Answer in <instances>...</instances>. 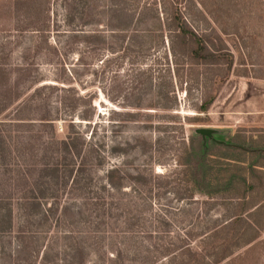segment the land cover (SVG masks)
<instances>
[{
    "label": "rangeland",
    "instance_id": "1",
    "mask_svg": "<svg viewBox=\"0 0 264 264\" xmlns=\"http://www.w3.org/2000/svg\"><path fill=\"white\" fill-rule=\"evenodd\" d=\"M230 2L237 10L231 18L223 14V7L227 9ZM263 10L264 0H0V61L6 71L1 83L3 98L9 97L8 92L12 99L20 92L29 96L32 92L26 89L35 82L37 87H72L84 102L74 115L81 133L89 122L76 116L80 111L92 114L85 136L88 139L94 129L104 159L98 176L103 177L112 167H117L118 175L126 174L120 188L111 195L102 194L106 209L97 213V221L85 219L87 210L91 213L95 206L75 199L79 213L75 207L68 222L79 224L41 230L46 231L43 242L49 245L45 264H70L72 240L63 238L68 231L88 237L96 228L107 233L104 242L95 245L98 248L92 244L85 264H114L108 256L118 248L131 252L125 264H163L166 259L160 249L204 240L203 233L225 215L228 206L220 196L207 200L199 193L191 202L178 200L177 185L181 184L176 180L180 171L176 157L194 129H205L230 145L241 146L237 137L261 141L256 148L262 153L253 162L248 160L246 168L264 162ZM172 16L207 46L211 53L208 63L189 58L196 45L189 35L171 33ZM70 30L100 32L105 41L98 38L94 42L81 35L68 38ZM79 51L83 53L81 67L76 63ZM63 70L66 74L74 70L75 80L70 85L56 82L67 80ZM55 98L52 95L50 101ZM206 101L210 105L200 113L198 109ZM18 103L0 112L2 129L17 123L15 116L25 115L18 111ZM194 119L199 120L192 122ZM59 122L56 137L61 139L64 132ZM14 139L24 142L15 146L27 162L25 152L31 149L33 153L34 141L28 142L24 136ZM198 144L196 140V151ZM219 151L224 153L210 145L214 159ZM11 157L20 158L15 152ZM213 169L217 174L218 169ZM136 175L145 179L135 181ZM250 177L244 180L248 183ZM40 218L32 213L27 220L15 211L14 233L34 231ZM259 220L249 218L246 222L253 224L248 234L258 233L259 237L220 264H264V202L261 228ZM125 224H130L132 232L124 241L121 232ZM19 240L12 242L28 245V250L31 246L34 251L28 236ZM90 243L94 242L90 239ZM26 259L20 254L15 264H25ZM4 263L12 261L5 257Z\"/></svg>",
    "mask_w": 264,
    "mask_h": 264
},
{
    "label": "trees",
    "instance_id": "2",
    "mask_svg": "<svg viewBox=\"0 0 264 264\" xmlns=\"http://www.w3.org/2000/svg\"><path fill=\"white\" fill-rule=\"evenodd\" d=\"M233 6L230 2L227 9L223 7V14H227L231 18L232 14L237 12ZM202 9L207 15L212 16L209 11H206V7H202ZM170 21L174 25L171 33L179 32L175 34L176 37L189 35V38L193 39L196 49L189 53V58L197 63H208L211 53L207 46L200 42L199 37L187 26H180L176 16L170 17ZM79 33L76 30H70L67 35L68 38L84 37L87 40L92 39L94 42L99 38L102 42L105 41L100 32ZM76 54L77 67H81L84 65L82 63L83 53L79 51ZM231 66L232 61L230 68ZM63 72L67 80H57L56 82L70 85L72 80H75L74 70L67 74L65 70ZM3 79H6V71L0 61V112L6 107L20 102L16 105L17 109L25 115L15 116L17 123H10L3 129L0 127V264H5V257L15 264L20 254L27 256L25 264H32V259L35 263L40 261L39 264H45L49 245H45L43 242V235L46 234V231L44 233L41 230L46 226L59 227L61 224L70 226L79 224V221L68 222L69 214L75 213L76 206L73 203L75 199L95 206V210L91 213H88L89 209L87 210L85 219L88 220V223L97 221L99 219L97 213L106 209L102 194L111 195L115 189L120 188L121 181L126 178V174L120 176L117 167H112L106 171L103 177L98 176L104 159L98 151L93 135L94 129L88 139L85 136L91 126L92 114L88 111H80L78 113L80 115L76 116L81 121L89 122L86 124L87 130L81 133L76 126L79 124L74 122V115L77 114L80 103L84 102L81 97H77L72 87L62 86L59 88L58 86L45 85L37 87L35 82L26 89V91L32 92L31 95L25 96L27 92H20L16 94L15 99H12L8 92L9 97L3 98L1 95ZM22 84L24 83L22 82ZM52 95L56 97L54 101H50ZM86 101L89 102L88 99ZM209 105L210 101H206L198 110L200 113H204ZM196 120L199 119H194L192 122H197ZM58 121L61 123L59 129L64 132L61 139L56 137ZM198 130L200 129H194L193 133L189 135L188 142L182 144L181 151L176 157L175 165L180 170L176 180L181 184L177 185L178 200L191 202L198 193L203 194L207 200H213V196H220L222 204H226L228 209L225 211V215H221L219 220L213 224V227L211 226L203 233L204 240L199 241L198 244L187 243L182 244L181 247L170 248L168 246L160 249L161 257L166 259L163 264H220L237 250L259 237L258 233L248 234V229H252L253 226V224H246L249 218L257 217L258 219L260 217L258 227H262L264 162L259 165L252 164L246 168L248 160L251 163L254 157L262 153L256 148V145L259 147L258 144L261 141L237 137V144L241 146L230 145L218 141L213 134L211 138L204 137L197 133ZM15 136H19V139L24 136L28 142L34 141V147L36 145L33 150L34 154L31 153V149L26 150L25 156L29 157L27 162L23 161L22 153L15 146V144L24 142H15ZM196 140H199L198 151L194 147ZM248 144H253L254 146H251L253 148H247ZM210 145L224 153L221 154L219 151V155L214 156L218 159H214L209 154ZM13 152L20 158H12L11 153ZM213 168L218 169L217 174ZM252 170L256 172L257 179L252 176ZM249 175L251 177L247 183L244 178ZM144 179V176L141 175L134 177L135 181ZM70 194H72V198L69 196ZM15 211L20 212L27 220L32 213L34 216L40 215V221L34 223V231L28 229L27 232L14 233ZM78 213L79 209L76 207V214ZM245 215L247 217H244ZM123 228L125 231L121 232V238L125 241L128 239L127 236H131L132 231H129L130 224H125ZM103 232L96 228L92 230L91 237L79 236L77 231L64 233L63 238L72 240V245L68 247L70 249V264H85L86 258L91 255L92 244L97 247L96 244L104 242L107 238V233ZM24 236H28V239L34 242V251L31 246L28 250V245L21 246L12 242L13 239L22 240ZM188 236L189 234L186 235L187 238ZM244 237L246 238L240 242ZM90 239L94 243H90ZM109 239H113V237L111 236ZM40 242H42L41 245ZM130 253L128 249L118 248L111 253L113 256L108 257L114 264H125ZM96 255L99 256L101 253H96Z\"/></svg>",
    "mask_w": 264,
    "mask_h": 264
},
{
    "label": "water",
    "instance_id": "3",
    "mask_svg": "<svg viewBox=\"0 0 264 264\" xmlns=\"http://www.w3.org/2000/svg\"><path fill=\"white\" fill-rule=\"evenodd\" d=\"M197 133L207 138H211V135H212L211 130H205V129H200L197 131Z\"/></svg>",
    "mask_w": 264,
    "mask_h": 264
}]
</instances>
